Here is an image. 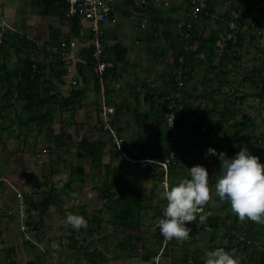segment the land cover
Instances as JSON below:
<instances>
[{
  "label": "trees",
  "instance_id": "obj_1",
  "mask_svg": "<svg viewBox=\"0 0 264 264\" xmlns=\"http://www.w3.org/2000/svg\"><path fill=\"white\" fill-rule=\"evenodd\" d=\"M204 1L208 15L203 13L192 23V28L186 31L187 38L180 34L176 37L173 71L170 81L167 80L166 91L144 93V107L133 110L135 123L131 131L126 133L127 138L118 140L114 139L111 131H114V126L116 130H120V127L117 128L113 121H109L108 129L102 120L100 79L104 84L105 75L108 72L115 73L117 64L124 63L123 58H116L114 67L99 77L93 72L95 63L92 48L84 53L82 51L80 56H83L84 62L81 65H85L88 71L87 75L82 74L85 68L78 67L82 79L79 82L82 87H78L77 80L76 85L73 79L69 80L71 74L66 64L69 61H63L68 54L66 49L62 51L57 47V51L53 52V46L45 45L40 49L36 42L29 41L18 31L6 30L3 33L0 42L1 150L6 152L8 139L21 141L22 146H26L28 139L33 138L34 153L39 155L41 152L49 160L47 167L43 168L45 174L42 177L45 179L60 173L58 166L65 164V153L73 149L76 160L63 191L57 192L55 184H49L47 180L35 186L39 190L49 184L47 191L42 190L40 200H32L31 196L23 193L25 222L32 227V239L36 241L34 244L22 238L24 244L35 251L39 250L41 255L45 252L39 237L42 218L51 208L56 207L62 214L68 212L80 215L87 221L86 228L74 229L66 224L68 229L64 231L70 242L65 249L81 253L84 264H110L123 259H138L143 263L154 264L157 255L160 257L159 264H164L165 260L166 264H205L206 251L217 248H224L228 252L234 250L235 257L241 252L248 256L250 264H264V252L253 245L258 237H262L260 248L264 247V224L248 219L239 220L231 211L230 203L227 200L221 201L215 194L216 176L220 171L219 153H225L231 159L244 146L264 164V48L259 46L258 41L262 35L252 34L254 27L246 22L256 10V3L264 0H221L222 3L219 0ZM227 1L230 2L228 7L224 12H219ZM43 6L50 8L49 5ZM56 8L55 11L50 8V13H56ZM58 10L65 17L66 6ZM260 11L264 17V7ZM211 14L217 15L220 20L211 19ZM251 19L258 27L257 18L253 16ZM71 21L75 30L73 36H78L80 20L74 18ZM229 22L235 24L234 30L229 29ZM199 24L207 27L214 25L215 29H211L208 34L196 31ZM65 45L67 47V43ZM46 47L50 49L44 52ZM184 47L187 50L183 52ZM250 47L260 57H254V63L249 69L242 60L243 55L249 56ZM38 53L53 59L50 66L36 58ZM180 55L184 58L186 70L183 85L177 87L175 69ZM224 63L234 70L239 80L232 84V91L219 93L224 99L218 103L219 81L225 84L227 80V76L219 77V74H224L219 71ZM199 69L206 72L215 70L217 78L214 79L218 84L210 87L211 91L208 85L204 86L211 97V106L206 116H200L196 122L195 116L199 111L190 107V99L198 97V90L195 85H191L190 89L188 85L193 82L192 73L196 74L195 71ZM205 80L201 76L200 83L204 84ZM90 85L91 89H88ZM89 90L95 96L91 99L93 105H96V123L88 120L77 123L76 107L84 106ZM249 100L257 101L256 115L247 113L243 108ZM171 112L189 113L195 120L190 122V126L189 121L181 117L169 126L165 115ZM257 121L260 122L258 126ZM244 136L248 145L241 143ZM39 138L41 141L38 142ZM209 148L215 149L217 153L214 155V167L208 169L203 161L198 165L205 167L208 172L211 199L203 207V212L197 214V219L186 224L191 229L187 240L164 242L157 228L167 203L159 195L162 186L164 183L175 186L184 179H190L188 169L197 166L195 160L203 159ZM16 153L22 156L24 152L19 150ZM19 171L24 169L19 168ZM75 183L80 187L90 185L97 207L89 209L85 203L72 205L71 196L81 190L74 188ZM147 183L151 184L153 192L158 190V197L145 195L143 189ZM201 214L207 216L203 224L199 220ZM17 218L16 206H12L11 219L14 221ZM154 220L156 224L153 225ZM103 228L112 238L113 247L109 258L107 252L103 251L105 248L99 249L105 239ZM151 228H155L154 233L150 231ZM250 250L252 254H249ZM3 251L6 255L12 249ZM41 255L35 256L30 264H43Z\"/></svg>",
  "mask_w": 264,
  "mask_h": 264
},
{
  "label": "crops",
  "instance_id": "obj_2",
  "mask_svg": "<svg viewBox=\"0 0 264 264\" xmlns=\"http://www.w3.org/2000/svg\"><path fill=\"white\" fill-rule=\"evenodd\" d=\"M43 1L0 0V14L7 21L9 28L7 31H18L21 35L26 36L29 41H34L42 46L60 47L62 51L66 49L68 54L63 58V61H69V63L66 62L68 64L67 70H70L71 74L69 80L73 79L74 82L78 81L79 83L82 79L78 67L85 68V65H81L84 59L80 55L82 51L84 53L85 50L92 48L90 25L88 22L80 20L78 36H73V31H75L72 28L73 22L63 17L58 10V8L66 6L65 0ZM43 4L49 5L52 11H55V7H57V12L50 13V8L44 7ZM188 10L189 4L184 0H168L167 4H164L161 0H150L144 7L130 0L122 4L115 3L112 5L110 20L101 27L105 42L104 58L111 61L113 65L116 58H123L124 63L117 64L115 73L108 72L105 75L100 104L102 120L105 116L106 122L113 121L117 128L120 127V130H116L115 126L112 128L115 131H111L115 140L127 138L126 133L131 131L135 123L133 110L144 107L142 103L144 93L166 91V86L173 71L176 37L179 34L176 25ZM174 21H177L176 25ZM11 23L15 28L9 25ZM17 25H21V31L17 29ZM211 29H215V26L210 25L207 27L203 24L196 26V31H204L206 34L210 33ZM65 43H67V47ZM71 44H74V46L72 47ZM37 59L47 66H50L53 60L39 53ZM222 65L225 66L226 64ZM224 66L219 69L224 73L219 74V77L227 76V80H225V84L222 80L219 81L218 103H221L224 99L219 93L232 91V84L239 80V76L229 65H226L227 68ZM86 71L88 70L85 68L82 74L87 75ZM195 72L196 74L192 73L194 79L188 85V88L190 89L191 85H195L198 90V97L190 99V107L199 111V114L195 116L197 122L200 116H206L207 109L211 106V97L204 90V86L208 85L209 91H211L210 87L213 88L218 83L214 79L217 78L215 70L206 72L199 69ZM201 76L206 79L203 81L204 84L200 83ZM211 79L212 82H210ZM91 86L88 89H91ZM67 87L65 86V88ZM78 87H82L81 83ZM92 97L95 96L91 95L89 90L88 99L85 101L84 106L81 108L76 107L75 121L77 123H83L85 120L96 123V105H93ZM250 102L251 100L243 106L247 113H250L247 110L248 106H251ZM103 122L105 123L104 120ZM72 128L70 131H72ZM106 128L109 129L108 124ZM203 131L204 129L201 132ZM153 132L155 131L153 130ZM213 138L216 139V136L214 135ZM1 172L0 177H3L5 173ZM8 192L9 187L1 183L0 196L5 195V197L0 200V264H30L33 258L40 257L41 252L39 250L35 251L29 245L23 243L19 231V219L13 221L11 213L6 212L12 204ZM50 214L49 211L42 218V228L39 233L42 247L45 250L42 255L48 257L49 260V263H47L42 258L43 264L54 263L53 258L58 260L57 264H78V260L82 256L81 253L63 248L64 231L68 229L63 220H66V215L71 213H61V217L55 218H52ZM57 218V223L52 221ZM45 219L47 221H44ZM47 224L48 229L54 226L59 228L61 233H49ZM3 249H12V251L5 255V251L2 253ZM120 261H115V264H121L122 261ZM81 263L84 264L82 260ZM113 263L110 262V264Z\"/></svg>",
  "mask_w": 264,
  "mask_h": 264
},
{
  "label": "clouds",
  "instance_id": "obj_3",
  "mask_svg": "<svg viewBox=\"0 0 264 264\" xmlns=\"http://www.w3.org/2000/svg\"><path fill=\"white\" fill-rule=\"evenodd\" d=\"M206 155L217 153L215 149L209 148ZM219 160L220 171L216 176L215 194L221 201L227 200L230 203L231 211L239 220L248 219L264 224V164L244 146L231 159L225 153H219ZM188 170L190 179H184L175 186L166 183L159 193L167 201L163 208V218L157 222L164 242L187 240L191 229L186 224L193 223L211 199L206 168L197 165ZM206 219V215L199 216L201 224ZM65 223L74 229L87 227L84 217L76 214L67 215ZM234 257V250L228 252L224 248H217L206 251L205 264H239Z\"/></svg>",
  "mask_w": 264,
  "mask_h": 264
},
{
  "label": "rangeland",
  "instance_id": "obj_4",
  "mask_svg": "<svg viewBox=\"0 0 264 264\" xmlns=\"http://www.w3.org/2000/svg\"><path fill=\"white\" fill-rule=\"evenodd\" d=\"M230 4L229 1L225 2V4L222 6V9H219V12L222 11L224 12L226 7H228V5ZM264 7V1L263 2H257L255 5L256 10L253 11V14L251 17H248L246 22L251 23V25L254 27L253 30L251 31L252 34L254 35H262L260 38H258L259 41V46L264 48V17L261 14L260 9ZM256 17L257 21L259 23L258 27L255 25V22H253V20L251 19L252 17ZM7 22V21H6ZM257 23V24H258ZM7 24V23H6ZM10 26H14L12 23L9 24ZM21 26V25H20ZM20 26H16L17 29L19 31H21V27ZM15 28V26H14ZM248 45V44H247ZM248 53L249 56H245L243 55V60L242 63L244 65H246L247 67H251V65L254 63V57H260V56H256V52L255 49L253 48H248ZM242 52V50H241ZM33 57L35 58V55H33ZM37 58V57H36ZM257 101H251L250 105L253 108H247L248 112H250L252 115H256L257 114ZM253 112V113H252ZM264 114V113H263ZM105 117V116H104ZM103 120L105 121L106 119ZM108 123V122H107ZM260 122H256V125H260ZM57 127V126H55ZM191 134L193 133V131H189ZM84 134V133H83ZM34 137V134H33ZM33 138H29L28 142L26 144V146H22V142L19 141H15L13 139H8L6 141V152L1 150V146H0V170H2L3 172L1 173H5V177H0V184L3 183L5 185H7L9 187V196L11 201H13L11 204V208H8V210L11 213L12 210V206H16L17 209V204H16V200L13 197V189H10L11 186L13 188H17L18 192H20L21 194H28L29 196H31L32 200H40V198L42 197L41 192L42 190H48L49 189V184L51 182H53L55 184V188L58 190L57 192L63 191V187L65 184L68 183L69 179H70V172L72 169L73 164L76 162L74 155H73V149L67 153L64 154L63 158L65 160V164H60L58 166V170L60 171V173L57 176H48L47 174V178L45 179L44 177H42V174H45L43 172V168L47 167V163L49 164V160L47 158L46 155H44L43 153L41 154V152L38 154L34 153L35 151L32 150V143H33ZM246 137H242V141L241 143L244 145H248V141H246ZM41 141V138L38 139V142ZM40 147H42V144L39 145ZM19 150H23V155L21 156L20 154L16 153V151ZM12 151L14 153H12ZM12 153V154H10ZM38 153V152H37ZM36 154V155H34ZM195 160V158H193ZM215 159L214 155H206L203 157V159H196V164H200V161H203V163L206 164V167L209 169L211 166H213V160ZM105 160V158H104ZM46 165V166H45ZM214 167V166H213ZM19 168H23L24 171L20 172ZM212 168V167H211ZM214 169V168H213ZM8 172V173H7ZM7 175V176H6ZM1 176V175H0ZM49 182L48 186L45 188L43 187L42 189H35V186L37 184H41L44 181ZM182 180V179H181ZM165 184V183H164ZM74 188L76 189H81L80 191L76 192L74 194V196L72 197V205H79V204H88L87 206L89 207V209L93 208L94 206L97 207L98 203L96 202L95 196H93V193L91 192V187L89 184L86 185H81V187L78 184H73ZM144 193L146 196H157V191H152L151 190V184L147 183L144 186L143 189ZM5 195H2V197L0 196V200H2V198H4ZM23 199L25 200V197L23 196ZM158 198H155V200H157ZM217 207H220V205H217ZM64 209L66 211V206H64ZM78 210V209H76ZM51 212V217L55 218V217H61V213L59 212V209L56 207H53L50 209ZM69 214V213H68ZM57 219L52 220L53 222L57 223ZM44 221H47L46 219ZM66 220H63V222ZM152 224H156L155 220L152 222ZM53 225V224H52ZM50 229H48V224H47V229L50 232H54V233H61V230H59V228L57 227H49ZM105 228H103V233L105 236V239L101 242L99 247L100 250H104L105 253L107 252V257L109 258L112 252V238L108 236V233L106 234L105 232ZM151 232H155V228H151L150 230ZM64 238V244L63 246L66 248V246L70 243L69 240L65 237V234L63 236ZM103 239V238H102ZM260 241H262V237H258V239L254 242V246L257 249H261L264 252V247L262 246L260 248ZM55 243V242H54ZM56 244V243H55ZM54 244V245H55ZM58 246V245H57ZM249 254H252V250H250ZM42 256V255H41ZM43 258L47 263H49L48 257L43 256L41 257ZM236 259H238L239 264H250V260L248 259L247 255H244L243 253H238L237 256L235 257ZM53 262L55 264H57L56 262H58L57 259L53 258ZM113 264H115V261ZM121 262V261H120ZM51 263V264H54ZM166 260L164 262V264H166ZM59 264V263H58ZM68 264V263H65ZM78 264H82L81 263V258H79L78 260ZM121 264H150V263H143L138 259H123Z\"/></svg>",
  "mask_w": 264,
  "mask_h": 264
},
{
  "label": "built area",
  "instance_id": "obj_5",
  "mask_svg": "<svg viewBox=\"0 0 264 264\" xmlns=\"http://www.w3.org/2000/svg\"><path fill=\"white\" fill-rule=\"evenodd\" d=\"M128 0H65L66 3V10H65V18L68 20H72L77 18L79 20H84L89 23L90 25V32H91V41H92V57L95 63L93 72L97 74L99 77L102 75L104 71L107 69L113 68L114 65L111 61H108L104 58V36L102 25H105L110 20V15L112 12V5L115 3H125ZM135 4L144 7L148 4L150 0H130ZM164 4H167L168 0H161ZM189 4V10L185 13L184 17L178 22L176 25L177 31L180 35L187 38L188 34H186L187 30L192 28V23L196 21L201 14L207 13V4L204 0H184ZM210 18L213 20H220L217 15L211 14ZM228 27L230 30L235 29V24L233 22H229ZM8 29V25L6 24L5 20L0 14V42L2 40L3 33ZM39 45V44H38ZM73 47L74 44H71ZM40 49H42V45H39ZM44 52L49 50V47H46ZM187 48L184 47L183 52L186 51ZM52 51L56 52L57 48L52 47ZM185 65H184V58L180 55L177 59V66L175 69V84L177 87H181L183 85V78L185 74ZM70 73V70H67ZM75 84V82H74ZM100 86L103 87L102 80L100 79ZM183 117L189 122H194L195 118L192 117L189 113H168L165 115L166 122L169 126H172L174 121ZM105 124L107 127V122L105 120ZM10 189H13V197L16 200L17 204V217L19 219V229L22 234V238L24 240H30L34 244L36 241L33 238V233L30 231L32 229L25 222L26 218V204L25 200L23 199V194L18 192L17 188H13L11 186ZM10 214V211H6ZM160 257L157 255L154 258V264L160 263Z\"/></svg>",
  "mask_w": 264,
  "mask_h": 264
}]
</instances>
